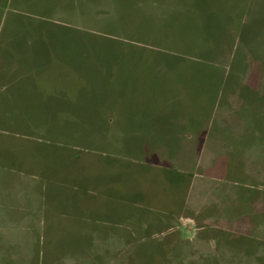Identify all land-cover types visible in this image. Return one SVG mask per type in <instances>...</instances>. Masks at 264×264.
<instances>
[{
    "label": "rangeland",
    "instance_id": "obj_1",
    "mask_svg": "<svg viewBox=\"0 0 264 264\" xmlns=\"http://www.w3.org/2000/svg\"><path fill=\"white\" fill-rule=\"evenodd\" d=\"M0 264H264V0H0Z\"/></svg>",
    "mask_w": 264,
    "mask_h": 264
}]
</instances>
